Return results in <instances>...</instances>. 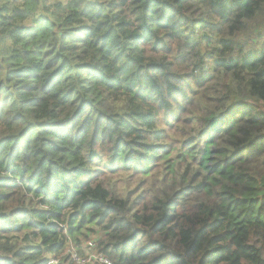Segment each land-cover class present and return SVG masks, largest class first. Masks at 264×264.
Listing matches in <instances>:
<instances>
[{
	"label": "clouds",
	"instance_id": "1",
	"mask_svg": "<svg viewBox=\"0 0 264 264\" xmlns=\"http://www.w3.org/2000/svg\"><path fill=\"white\" fill-rule=\"evenodd\" d=\"M0 264H264V0H0Z\"/></svg>",
	"mask_w": 264,
	"mask_h": 264
}]
</instances>
